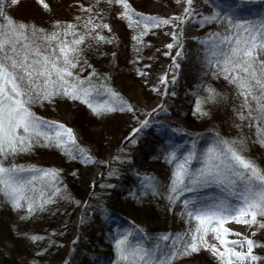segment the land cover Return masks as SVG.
<instances>
[{
	"label": "snow or ice",
	"instance_id": "obj_1",
	"mask_svg": "<svg viewBox=\"0 0 264 264\" xmlns=\"http://www.w3.org/2000/svg\"><path fill=\"white\" fill-rule=\"evenodd\" d=\"M104 2L121 7L120 18L127 20L129 28L139 30L133 36L137 43L152 29L179 28L167 33L173 43L166 45L170 50L174 46L180 49L173 57L172 66L176 69L179 68L176 57L184 56L181 26L197 17L199 24H216L218 30L199 41L204 46V61L215 77L223 78L234 90L239 101L234 109L240 121L237 127L254 130L252 142L264 147V15L254 18L241 15L242 5L252 0H235L229 12L214 9L208 15L196 11L194 0H176L185 4L183 14L170 18L136 12L129 0ZM18 3L19 0H0V199L14 211L34 215L63 196L60 173L57 169L18 165L15 157L31 152L36 146L55 147L85 163L92 161V157L79 145L72 128L37 116L33 107L60 97L79 101L98 117L134 109L106 83H97L99 74L95 70L87 77L80 74L84 70L82 65L91 67L83 58L89 40L96 44L112 43L100 35L104 29L111 31L107 23L96 22L100 13L93 15V7L84 8L89 15L82 22L77 16L75 23L56 22L53 30L48 31L9 16L6 7ZM37 3L48 10L44 0ZM99 3L101 0H96ZM160 83L167 86V74L160 77ZM171 83H175V77ZM205 91L207 96L196 103L201 116L209 115L204 108L206 104L226 99L214 88ZM164 94L167 95L166 87ZM148 124V120L141 122L133 136ZM248 141L245 135L227 139L216 134L213 143L200 155L195 150L182 157L175 151L168 153L166 162L172 165L167 197L170 203L181 201L186 193L206 188H217L221 195L210 201L183 199L186 230L158 236L150 247L142 236L137 238L139 230L118 232L113 241L115 264H175L176 260L201 251L209 252L217 264H257L264 260L254 252L264 247L250 238L256 235L255 231L249 236L227 227L234 223L264 230V168L246 155ZM194 161H198L199 167H193ZM145 180L147 185L156 187L154 177L145 176Z\"/></svg>",
	"mask_w": 264,
	"mask_h": 264
},
{
	"label": "rangeland",
	"instance_id": "obj_2",
	"mask_svg": "<svg viewBox=\"0 0 264 264\" xmlns=\"http://www.w3.org/2000/svg\"><path fill=\"white\" fill-rule=\"evenodd\" d=\"M44 2L48 4V10L37 3V0H19L17 5H8L5 10L17 22L22 21L51 31L56 22L75 23L77 16L82 22L89 15L83 9L93 7V15L100 13L96 22L107 23L111 28V31H100V35L112 43L96 44L89 40L84 46L83 58L91 67L82 65L84 70L80 74L87 77L95 70L99 74L97 83H106L132 105L134 111L115 112L98 117L79 101L60 97L51 103L45 102L33 107L37 116L72 128L79 145L92 157V161L85 163L80 158H71L60 149L43 146H36L31 152L15 157L14 162L18 165L59 170L63 196L58 197L54 204L48 205L45 211H38L34 215L24 210L14 211L0 199V264H30L35 258L38 262L34 264H50L46 261V255L57 252L56 249L65 253L64 258L57 264H84L87 259L93 261L94 256L102 254L97 251V246L103 224L108 222L107 218L111 215L106 207L113 205L119 207V210L122 208L120 211L135 219L139 217L135 212L139 208L144 218L148 219L147 213H144L148 211V207L133 199L138 194L140 183L152 188L147 185L145 176L154 177L156 187L163 185L170 165L166 162L168 153L183 151L187 155L195 150L200 155L213 143L216 134L227 139L247 136L249 141L246 155L264 168V147L252 142L254 130L237 127L240 121L236 118L234 109L239 101L234 90L223 78L211 74L212 70L204 61V46L199 41L205 39L209 33L217 31L216 24H199L197 17V20H190L181 26L183 33L188 28L192 31L188 35L190 38L183 34L181 40L185 49L194 47V60L191 65L193 74L185 75L177 81L179 69L172 65L173 57L180 49L174 46L170 50L166 45L173 43L167 33L179 31V28L162 26L152 29L143 36L141 43H137L133 36L139 30L129 28L127 20L120 18V6H109L104 0L99 4H96V0ZM129 3L136 12L161 18L182 15L185 7L183 2L178 4L176 0H129ZM234 3L235 0H211V3L194 0L193 6L198 13L208 15L214 9L227 13ZM242 9L241 15L247 18L256 17L253 13L257 9L264 15V0H252L243 4ZM181 59L176 57V63L180 64ZM199 62L203 65L197 68ZM166 74L169 80L167 86L156 84V80ZM173 77L175 83H171ZM165 87L167 95L164 94ZM207 88L216 89L226 99L215 104H206L204 108L209 115L201 116L196 111V103L199 98L207 96ZM190 118L194 121L192 126L187 124ZM144 120L149 121L148 126L141 128L133 136L134 130L140 128ZM78 166L81 174L78 190H74L71 182L75 180ZM103 175H106L104 181L101 180ZM220 195L219 189L206 188L197 193H187L186 199L210 201ZM124 208L127 210H123ZM98 209L103 212L99 218L96 217ZM166 211L161 221L156 219L160 222L157 227L159 236L183 233L188 225L186 218L182 216V203H177ZM69 216L76 219L72 234L68 226ZM233 226L237 225H227L229 228ZM238 226L243 227L245 233L255 231L256 235L250 238L264 245V230ZM32 236L42 239L33 241L30 239ZM254 252L264 257V247L256 248ZM198 256V260L179 264H217L207 251H201ZM257 264H264V260Z\"/></svg>",
	"mask_w": 264,
	"mask_h": 264
},
{
	"label": "trees",
	"instance_id": "obj_3",
	"mask_svg": "<svg viewBox=\"0 0 264 264\" xmlns=\"http://www.w3.org/2000/svg\"><path fill=\"white\" fill-rule=\"evenodd\" d=\"M261 10L257 9L253 14L257 17V16H261ZM212 74V72H211ZM187 124L189 126L194 125V121L193 119H189ZM207 138L205 141V144H207ZM213 141V138H212ZM177 155L179 157H182L184 155L183 151H178ZM193 167H199V163L197 162H193ZM79 166L78 168H76V176H75V180L71 182L72 184V188L75 190H78L77 186L79 185V178H80V171H79ZM171 172H172V165H169L168 170H167V174H166V179L164 180V184L157 186L155 188H149L147 186H145L143 183L139 184L138 187V194L133 196V199L138 202V204L140 203H144L146 205V207H148V211L144 212L147 213L146 217L148 219L144 218V215L141 212V209H136V213L139 216L138 219L141 221H139L138 219H135L125 213H123L122 208L119 210V207H115V206H108L106 207L109 212L111 213V216L107 218L108 222H105L103 224V229H102V233L99 234L98 236V246H97V251L102 252L101 255H96L94 256L92 259L93 261H91V259H87L85 260L84 264H115L116 262V253L114 250V245H113V241L115 236L117 235L118 232H123V231H127L128 230V226H130V230L132 229L133 231L139 230L137 232V238L139 237H143L144 238V242L146 244V246H151L153 243H155V238L158 237L160 235V233H158V225L160 224V222L158 223V221L156 220L157 218L160 219V221L162 220V217H164V215H166L165 213H167L166 210H169L170 208H173L175 205H177V203H180L181 201H177L175 204H172L169 202L168 200V185L170 183V177H171ZM106 175H103L101 180H105ZM98 184H100V181L98 182ZM125 195H128V193L126 191L123 192ZM187 193L181 197V200L186 199ZM204 201H207L206 199H204ZM164 209V211H163ZM123 210H127V209H123ZM103 212L102 209H98L96 212V217L99 218V216H102ZM117 215V216H116ZM64 216H67V213H64ZM70 218L68 219L69 223V231L72 234L73 229L75 228L76 224V219L73 216H69ZM162 223V222H161ZM57 248V247H56ZM57 252H53V253H49V256L46 255V257H48V259H46V261L48 260L50 264H57L60 260H62L65 256L64 252H61L60 249H56ZM199 254H194L191 257H187V258H183V259H178L175 261V264H179L181 262H189V261H195L198 260L200 258V256H198ZM88 256V255H87ZM44 259V260H45ZM38 262L37 259L35 258L34 260L30 261V264H34ZM44 262V261H43ZM56 262V263H55Z\"/></svg>",
	"mask_w": 264,
	"mask_h": 264
},
{
	"label": "bare ground",
	"instance_id": "obj_4",
	"mask_svg": "<svg viewBox=\"0 0 264 264\" xmlns=\"http://www.w3.org/2000/svg\"><path fill=\"white\" fill-rule=\"evenodd\" d=\"M191 33H192V31L190 30V28H188L186 30V32H184V36L187 35V37L190 38V36H188V35L191 34ZM187 37L185 38L186 40L188 39ZM183 49H184L183 50L184 56L181 59V62L179 64L178 77L176 79L177 81L180 80V79H182V78H184L185 75H189L191 73L193 74L192 66L191 65H192L193 60H194L193 57H192L194 47L189 46L188 49H185V47H183ZM195 63L197 64V62H195ZM189 65H190L191 68L189 67ZM202 65H203L202 62H199V66L197 68L201 67ZM157 83L159 85V83H160V77L156 80V84ZM231 229H233L234 231H240V232L244 233L245 235H249L250 236L249 233H245L244 232V228L241 227V226H238V225L237 226H233Z\"/></svg>",
	"mask_w": 264,
	"mask_h": 264
}]
</instances>
